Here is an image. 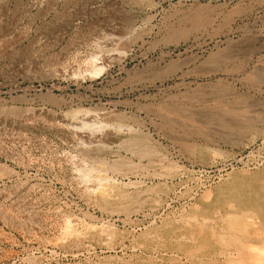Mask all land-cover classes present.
<instances>
[{"label": "rangeland", "instance_id": "374dc122", "mask_svg": "<svg viewBox=\"0 0 264 264\" xmlns=\"http://www.w3.org/2000/svg\"><path fill=\"white\" fill-rule=\"evenodd\" d=\"M0 264H264V0H0Z\"/></svg>", "mask_w": 264, "mask_h": 264}, {"label": "bare ground", "instance_id": "6f19581e", "mask_svg": "<svg viewBox=\"0 0 264 264\" xmlns=\"http://www.w3.org/2000/svg\"><path fill=\"white\" fill-rule=\"evenodd\" d=\"M201 8H202V6H201ZM201 8H199V9H201ZM96 63V62H95ZM96 68V67H95ZM94 69V68H93ZM101 69V68H100ZM84 115H86V114H84ZM89 114H87L86 116H88ZM83 117H85V116H83ZM87 118H89L90 120L92 119L91 117H90V115H89V117H87ZM98 118V117H97ZM83 119L84 118H82V126H83V129L80 127V129H78V128H76V127H73L75 130H76V132L82 137V138H92V137H95V135L97 134V131L95 132V131H93V130H90V127H91V125L93 126V125H95V123L94 124H91V123H93V122H91L90 123V127L88 126V124H87V126L89 127V129L87 130V128L86 129H84V125H85V122H83ZM88 119V120H89ZM96 118H94V119H92V120H95ZM101 119V118H100ZM67 125V124H66ZM86 126V127H87ZM68 127V126H67ZM72 127V126H71ZM93 128H94V126H93ZM93 128H91V129H93ZM95 128H96V125H95ZM96 130H97V128H96ZM74 131V130H73ZM74 134V133H73ZM99 134H100V132H99ZM98 136V135H97ZM100 136V138L102 137L101 135H99ZM98 136V137H99ZM98 137H95V138H97V140H98ZM99 138V139H100ZM103 138H105V140H112L113 139V137L111 136V135H103ZM102 138V139H103ZM102 139L101 140H98V141H102ZM89 140V139H88ZM90 140H92V141H95L94 139H90ZM86 141V140H85ZM92 141H89V143L90 142H92ZM87 142V141H86ZM107 142V141H106ZM83 143H84V141H83ZM95 143H96V141H95ZM92 144V143H91ZM98 144L100 145V143L98 142ZM88 145V144H87ZM99 145H98V147H99ZM88 146H90V145H88ZM93 147L92 148H94V146L96 147L97 145H92ZM99 148H101V147H99ZM104 148V147H103ZM94 149H96V148H94ZM93 149V150H94ZM115 166V165H114ZM69 232V231H68Z\"/></svg>", "mask_w": 264, "mask_h": 264}]
</instances>
